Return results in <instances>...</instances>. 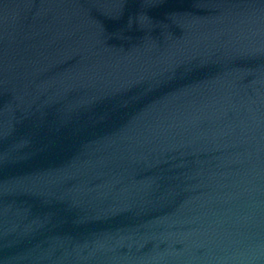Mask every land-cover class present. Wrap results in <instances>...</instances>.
I'll return each mask as SVG.
<instances>
[{"label":"water","instance_id":"1","mask_svg":"<svg viewBox=\"0 0 264 264\" xmlns=\"http://www.w3.org/2000/svg\"><path fill=\"white\" fill-rule=\"evenodd\" d=\"M0 264H264V0H0Z\"/></svg>","mask_w":264,"mask_h":264}]
</instances>
